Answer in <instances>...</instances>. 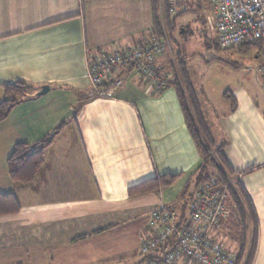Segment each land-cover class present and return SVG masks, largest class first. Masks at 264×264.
<instances>
[{
  "label": "crops",
  "instance_id": "0c3cea01",
  "mask_svg": "<svg viewBox=\"0 0 264 264\" xmlns=\"http://www.w3.org/2000/svg\"><path fill=\"white\" fill-rule=\"evenodd\" d=\"M191 4L198 9L201 0ZM164 34V24L161 36L153 31L150 0H0V102L4 87L16 81L35 89L0 122V193L13 194L20 205L18 213L0 216V264H112L110 254L97 251L100 243L129 222L140 238L152 209L179 208L200 155L176 89L152 93L128 80L101 97L88 81L94 55ZM226 54L250 55L259 80L257 51ZM162 60L156 67L167 75ZM189 75L202 121L252 204V264H264V110L241 84L232 82L218 95ZM44 86L48 92L38 95ZM226 91L235 99L233 111ZM212 96L221 103H211ZM50 137L33 182L12 181L6 161L14 146ZM165 174L180 177L156 192L129 195Z\"/></svg>",
  "mask_w": 264,
  "mask_h": 264
},
{
  "label": "built area",
  "instance_id": "2783aa9c",
  "mask_svg": "<svg viewBox=\"0 0 264 264\" xmlns=\"http://www.w3.org/2000/svg\"><path fill=\"white\" fill-rule=\"evenodd\" d=\"M168 2L170 15L174 16L178 12L176 1ZM209 3L218 47L232 50L247 46L256 50L261 64L255 72L264 75V0ZM167 47L168 37L164 34L140 47L94 55L88 67L94 94L109 97L128 80L160 93L166 88L167 78L158 72L156 61ZM229 204L227 190L216 176H211L198 183L183 213L164 204L152 209L139 238L144 264H234L236 254L222 237L223 224L230 216Z\"/></svg>",
  "mask_w": 264,
  "mask_h": 264
},
{
  "label": "trees",
  "instance_id": "16d2710c",
  "mask_svg": "<svg viewBox=\"0 0 264 264\" xmlns=\"http://www.w3.org/2000/svg\"><path fill=\"white\" fill-rule=\"evenodd\" d=\"M187 1H184L185 4ZM150 2L153 11L154 33L158 36L162 35L160 18L162 15V22L166 31L169 36H172L175 31L174 28L177 17H179L180 14L176 16L170 15V4L168 0H161V3H159L158 0H150ZM176 2L181 4L183 0H177ZM197 7H199L198 9L200 10L201 6ZM213 38L215 39V37ZM239 48H243L244 50L251 49L247 46ZM257 56L259 57L258 53ZM258 74L259 73H257V76H259ZM182 80L184 84L183 87L176 79L167 81L166 87L172 86L176 89L190 135L200 155V163L192 173L190 184L186 187L179 210L181 213L185 211L186 203L191 198L198 183L206 181L211 176H216L222 186L227 190L229 202L234 206L233 212L239 215L236 221L239 248L236 253L234 264H252L257 245V225L252 204L239 182L233 178L234 173L223 154V145H215L211 133L202 121L198 111L194 88L190 82V77L185 66L182 67ZM34 91L35 89L32 85L25 81H16L10 85H6L4 87L6 98L0 102V122L8 116L13 107L32 95ZM223 97L229 102L230 111H233L236 107V102L231 92H224ZM51 140L52 137L45 138L39 141L35 146H30L25 143L16 144L6 161L8 177L12 181L22 184L33 182L38 170L44 162V153L50 146ZM179 177L180 175L165 174L158 178L149 179L129 189V195H142L170 187ZM19 210L20 205L13 194L0 193V216L16 214ZM227 247L232 249L230 246ZM141 262L142 259L138 264Z\"/></svg>",
  "mask_w": 264,
  "mask_h": 264
},
{
  "label": "rangeland",
  "instance_id": "374dc122",
  "mask_svg": "<svg viewBox=\"0 0 264 264\" xmlns=\"http://www.w3.org/2000/svg\"><path fill=\"white\" fill-rule=\"evenodd\" d=\"M158 1L161 3V0ZM184 1L187 0H183L181 5L176 2L178 12L174 16L178 14L180 16L177 17L173 35L167 36L168 47L162 55L161 63L165 66V72L169 77L164 76L170 80L176 79L183 87L182 67L185 66L188 75L190 73L203 90L213 88L212 93L218 95L231 87L232 82H236L254 94L258 104L264 110V79L262 74L258 76L259 80L254 76L253 67L257 62L249 63L250 55L248 59L244 54L229 57L228 54L225 55V52L229 50H222L215 45L212 12L209 11L210 3L208 5L207 0H201L200 10L195 5L192 6L191 0H188L186 4ZM161 23L163 25L162 21ZM248 67L252 68L251 71ZM217 101L221 103L219 96L217 99L213 97L211 103L217 104ZM228 209L230 216L223 224L222 237L227 242L226 245L229 244L236 254L239 248L236 226L239 215L233 212L230 204ZM133 224L134 222L125 223L117 233L100 243L104 251L101 246H97V251L104 252L105 257L106 254H110L111 257H108L112 259V264H138L142 259L139 255L140 242L137 228L133 227ZM140 264H144V261L142 260Z\"/></svg>",
  "mask_w": 264,
  "mask_h": 264
},
{
  "label": "water",
  "instance_id": "95a60500",
  "mask_svg": "<svg viewBox=\"0 0 264 264\" xmlns=\"http://www.w3.org/2000/svg\"><path fill=\"white\" fill-rule=\"evenodd\" d=\"M49 90V88L47 86H44L41 88V90L38 92V95H43L45 93H47Z\"/></svg>",
  "mask_w": 264,
  "mask_h": 264
}]
</instances>
